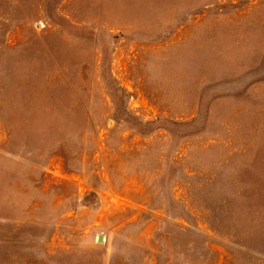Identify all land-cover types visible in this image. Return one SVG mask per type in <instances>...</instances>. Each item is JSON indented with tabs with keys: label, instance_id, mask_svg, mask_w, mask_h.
<instances>
[{
	"label": "rangeland",
	"instance_id": "rangeland-1",
	"mask_svg": "<svg viewBox=\"0 0 264 264\" xmlns=\"http://www.w3.org/2000/svg\"><path fill=\"white\" fill-rule=\"evenodd\" d=\"M0 264H264V0H0Z\"/></svg>",
	"mask_w": 264,
	"mask_h": 264
},
{
	"label": "water",
	"instance_id": "water-1",
	"mask_svg": "<svg viewBox=\"0 0 264 264\" xmlns=\"http://www.w3.org/2000/svg\"><path fill=\"white\" fill-rule=\"evenodd\" d=\"M99 241H100V242H102V241H103V238H102V237H100V238H99Z\"/></svg>",
	"mask_w": 264,
	"mask_h": 264
}]
</instances>
